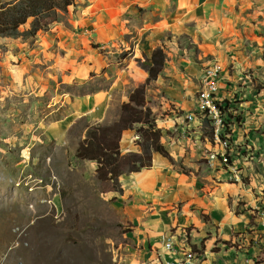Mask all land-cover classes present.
<instances>
[{
    "label": "rangeland",
    "instance_id": "374dc122",
    "mask_svg": "<svg viewBox=\"0 0 264 264\" xmlns=\"http://www.w3.org/2000/svg\"><path fill=\"white\" fill-rule=\"evenodd\" d=\"M16 1L0 0V4ZM147 1L74 0L64 11L42 12L17 31L0 34V264H144L137 262L142 246L125 218L121 177L136 168L124 157L141 154V130L147 126L134 124L122 132L118 141L121 159L116 167L120 175L116 177L99 176L96 161L79 158L77 149L93 126L104 129L107 141L115 144L120 129L113 124L120 119L122 104L129 102L137 88L144 93L136 109L142 111V117L148 112L161 132L160 144L169 147L177 133L170 128H164V133L160 126L173 113L180 119L181 112L165 105L169 99L159 75L167 78L168 67H182L190 60L202 69L221 64L188 37L166 33L155 35L151 48L134 51L151 30L148 26L159 21L157 6L146 5ZM253 12L261 18L249 19L248 39L240 35L241 50L252 53V59L257 55L264 59V0L251 6L249 13ZM109 32L114 34L109 36ZM132 38L138 43L130 42ZM157 44L164 49L165 61L155 80L146 70ZM88 52L101 58V68ZM75 54H79L76 69L86 73L92 91L107 89L112 82L121 85V92L110 102L115 103L112 113L121 104L119 114L93 125L81 119L65 140L49 139L48 125L70 111L71 98L86 89L57 72L64 59L72 67ZM259 68L253 67L243 76L244 86L253 95L256 90L264 93V76L257 77L264 75V66ZM259 79L262 83L256 84ZM202 131L211 140V128ZM97 134L104 139L101 130ZM129 143L131 149L125 152ZM189 143L199 142L194 138ZM191 158L210 166L204 156L193 154Z\"/></svg>",
    "mask_w": 264,
    "mask_h": 264
},
{
    "label": "crops",
    "instance_id": "0c3cea01",
    "mask_svg": "<svg viewBox=\"0 0 264 264\" xmlns=\"http://www.w3.org/2000/svg\"><path fill=\"white\" fill-rule=\"evenodd\" d=\"M259 1L148 0L145 3L157 6L159 21L148 26L151 30L134 51L151 48L155 35L166 33L177 38L188 37L191 44L221 63L218 99L225 106L228 121L232 117L236 121L232 118L229 122L232 123L231 140L236 146L232 160L240 179L234 180L229 171L217 164L207 166L195 162L191 158L193 154L202 157L215 146L202 131L209 129V125L198 117L184 127L173 113L160 126L164 133V128L177 133L172 145L165 147L169 158L154 152L151 167L121 177L125 218L142 246L139 263L161 264L171 259L172 255L164 250L166 240L171 237L176 252L192 250L198 264H264V131H259L264 124V93L256 90L257 94L253 95L243 82L244 73L253 67L260 69L264 59L258 55L252 59L255 57L252 53L242 51L240 39V35L248 39L249 19L261 18L256 12L249 13L251 6ZM108 34L111 36L114 32ZM97 38L102 36L98 34ZM132 41L139 40L132 38ZM155 50H161L165 56L164 49L157 44L147 60L148 67ZM87 54L95 66L102 67L100 57L91 52ZM77 56L72 67L64 59L57 72L69 75L76 85L86 89L71 98L70 111L48 125L49 139L65 140L81 119L93 125L119 114L121 104L112 113L110 108L115 103L110 102L121 92V85L112 82L107 89L92 91L86 73L76 69ZM168 69L170 73L164 72L167 78L159 75L161 71L157 74L169 99L165 105L175 106L182 117L195 108L202 68L190 60L182 67ZM263 76L257 74L258 78ZM261 79L256 84L262 83ZM194 138L199 142L197 145L189 143ZM125 142L127 145L128 141ZM130 147L129 143L125 152Z\"/></svg>",
    "mask_w": 264,
    "mask_h": 264
},
{
    "label": "trees",
    "instance_id": "16d2710c",
    "mask_svg": "<svg viewBox=\"0 0 264 264\" xmlns=\"http://www.w3.org/2000/svg\"><path fill=\"white\" fill-rule=\"evenodd\" d=\"M74 4V0H18L9 4H0V34L15 32L18 28L26 23L30 18L37 17L42 12H50L54 10L64 11L69 6ZM165 56L161 50H155L152 56V63L147 67L149 78H155L163 67ZM143 88H137L129 96V102L123 103L121 106V115L117 123L113 127L120 129V134L114 145L107 141L104 134V129L100 126L91 127L87 138L79 145L77 156L84 160L96 161V172L99 176L110 175L111 177L119 176L117 173V165L120 158L118 150V141L123 131L132 129L134 124L147 126L142 129V152L141 154H131L124 157L130 164L136 168L130 169L129 172H137L141 169L151 167V155L158 152L169 158L165 148L160 144L161 132L155 128V125L150 121L149 114L145 113L142 117V111L137 110L140 100L143 97ZM230 120V119H229ZM230 123L225 117L224 136H227ZM108 127V129L113 128ZM106 128V127H103ZM101 130L103 140L99 139L98 132ZM107 142L108 145H104Z\"/></svg>",
    "mask_w": 264,
    "mask_h": 264
},
{
    "label": "built area",
    "instance_id": "2783aa9c",
    "mask_svg": "<svg viewBox=\"0 0 264 264\" xmlns=\"http://www.w3.org/2000/svg\"><path fill=\"white\" fill-rule=\"evenodd\" d=\"M221 78L222 67L220 64L216 63L202 69L195 108L190 113L180 117L179 125L185 127L194 123L196 118H203L211 128V140L215 145L214 147H216V149L212 148L210 151L205 152L203 156L210 166L217 164L227 169L233 179L238 181L240 179L239 171L232 160L236 155V146L231 140V130L228 129L230 134L224 136L225 106L218 99ZM164 250L170 253L172 258L161 264H198L197 256L192 250L184 249L177 253L171 237L166 240Z\"/></svg>",
    "mask_w": 264,
    "mask_h": 264
}]
</instances>
